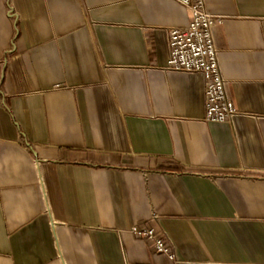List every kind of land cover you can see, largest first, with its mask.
I'll return each mask as SVG.
<instances>
[{"label": "crops", "instance_id": "1", "mask_svg": "<svg viewBox=\"0 0 264 264\" xmlns=\"http://www.w3.org/2000/svg\"><path fill=\"white\" fill-rule=\"evenodd\" d=\"M238 111L166 71L173 0H0V264H264V0H205Z\"/></svg>", "mask_w": 264, "mask_h": 264}, {"label": "built area", "instance_id": "2", "mask_svg": "<svg viewBox=\"0 0 264 264\" xmlns=\"http://www.w3.org/2000/svg\"><path fill=\"white\" fill-rule=\"evenodd\" d=\"M173 1L188 10L189 22L184 28L168 30L165 70L201 74L204 122L232 125L238 111L229 97L214 40V28L221 18L207 10L205 0ZM129 232L137 239L148 241L155 254L165 256L172 264H179L163 231L142 224L132 226Z\"/></svg>", "mask_w": 264, "mask_h": 264}]
</instances>
